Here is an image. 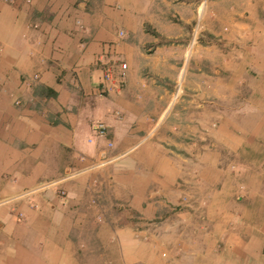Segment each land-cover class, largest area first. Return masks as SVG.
Returning <instances> with one entry per match:
<instances>
[{"label": "crops", "instance_id": "obj_1", "mask_svg": "<svg viewBox=\"0 0 264 264\" xmlns=\"http://www.w3.org/2000/svg\"><path fill=\"white\" fill-rule=\"evenodd\" d=\"M202 3L34 0L27 39L14 22V40L0 33V264H97L152 221L157 234H139L163 258L117 248L116 259L264 264L263 196L224 168L216 143L199 155L197 139L215 124L228 153L264 144V0ZM170 35L192 40L157 42ZM107 44L128 67L120 89L98 98L94 62ZM28 87L33 107L21 103ZM95 121L105 136L92 135ZM101 157L111 164L90 173Z\"/></svg>", "mask_w": 264, "mask_h": 264}, {"label": "rangeland", "instance_id": "obj_2", "mask_svg": "<svg viewBox=\"0 0 264 264\" xmlns=\"http://www.w3.org/2000/svg\"><path fill=\"white\" fill-rule=\"evenodd\" d=\"M171 2V5H181L180 1L184 0H169ZM199 1V10L200 12H203L206 10V3H202V1L205 0H198ZM1 4H5L7 6H1L0 5V33H5L4 37L6 40H9L11 42L14 40V36L16 33H11L10 27L11 24L14 22L15 24L21 25V27L24 25L22 29L23 36L22 38L27 39L25 36L26 33L24 34V29L26 32V29H32L33 27L31 25H34V0H0ZM184 7L185 4H182ZM15 18V19H14ZM199 26L202 27V18H199ZM3 23V26H2ZM196 23V22H195ZM194 23V24H195ZM32 27V28H31ZM201 29L197 30V42L201 41L205 37H207V34L204 33V29L200 31ZM200 31V32H199ZM201 33V34H200ZM18 36V35H17ZM123 36V35H121ZM155 37V36H154ZM158 39L157 42H166V43H187L189 42V39L192 40V35H187V36H156ZM4 39V38H3ZM210 40V38H207ZM5 40V39H4ZM12 54V53H11ZM17 56L21 60H26L28 57L29 60L31 61V58L33 54L31 53L30 49L21 47L18 49ZM11 57V56H10ZM25 63V62H24ZM28 92H26V98L25 100L23 99L21 103L30 105V107H33V94L30 89V87L26 88ZM240 116V115H239ZM166 117V114H162L158 123L162 122L163 119ZM241 117V116H240ZM241 119L246 120L247 117L243 116ZM240 121V120H239ZM213 122H216V119H213ZM215 125V124H214ZM212 125L211 128L208 130L204 129L203 126H200L199 131L201 132L200 136L197 138L198 139V144H199V155L202 153V150H205L207 148H210L213 143H216L218 146L216 147L217 149L221 150V154H223L222 159H223V166L224 168H227L228 171L232 172L235 174V176H239L240 182H243L247 188H250L252 191L260 192L261 196L264 198V144H260L261 146L257 147L256 144H251L249 147H245L242 151H237L235 153H228L230 152L229 149L224 147L222 143L216 142L217 139L215 138H222V135L220 132L216 131V126ZM214 128V129H213ZM246 128L247 127H243ZM245 132V131H243ZM214 140V141H213ZM221 140V139H220ZM213 141V142H212ZM212 143V144H211ZM202 145L206 147H201ZM110 147V146H106ZM114 150L116 149L114 144H113ZM119 150V149H118ZM245 150V151H244ZM120 153H125L124 151H119ZM111 163H105L102 166H98L92 169H87L90 173H97L99 171L105 170L108 165ZM220 164V163H218ZM239 182V180H238ZM100 184L97 185L100 189H104L105 191V183L104 182H99ZM204 183V184H203ZM199 183V186L205 187L207 186L205 182ZM210 186V185H209ZM58 185L52 186V185H47L45 186L44 193L47 191H54L55 195L57 197L63 196L62 193L64 190L61 188H58ZM57 189V190H56ZM30 191V190H29ZM25 193V192H24ZM103 193V192H102ZM34 193H30L28 195H32ZM36 194V192H35ZM27 196V195H26ZM31 198V197H30ZM249 199L248 197H246ZM101 199V204H105V202L108 203L107 196L103 197L100 196ZM264 202V200H263ZM92 203L95 205V201L93 200ZM182 207L180 205H177V208H175L174 211L179 212ZM179 209V210H178ZM183 210V209H181ZM136 214H133L131 218H133ZM150 222V221H149ZM158 223L153 221L150 222V224H135L134 226L130 227V235L131 238L128 239V241H125V234L123 235L122 242L116 245L112 246L110 249H106L104 252V259H99L96 261L97 264H123L121 261L116 259V253L117 248L121 249L126 252V253H131L134 255H149L151 258H156L158 259L160 254L159 247L156 243V249L154 251L153 247L155 246L153 243H150V239L148 237L146 238V234H139L142 230H147V228L151 227V232H154L157 234V230L159 229ZM160 257L163 258V255ZM93 263L94 261H90ZM126 264H133L131 263H126ZM136 264V263H134Z\"/></svg>", "mask_w": 264, "mask_h": 264}, {"label": "built area", "instance_id": "obj_3", "mask_svg": "<svg viewBox=\"0 0 264 264\" xmlns=\"http://www.w3.org/2000/svg\"><path fill=\"white\" fill-rule=\"evenodd\" d=\"M200 29L197 25L195 31ZM122 35V33H120ZM94 66L100 71V80L95 88V97L101 98L110 91L119 90L122 86L127 63L121 59L113 44H107L100 55L97 56ZM91 133L94 137H103L106 135L107 126L101 121H95L91 125ZM111 143L108 142L109 146ZM110 159H101L94 161L89 169L102 166L108 163Z\"/></svg>", "mask_w": 264, "mask_h": 264}]
</instances>
